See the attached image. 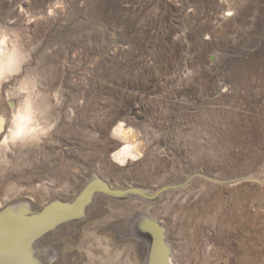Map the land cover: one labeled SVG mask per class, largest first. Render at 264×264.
Masks as SVG:
<instances>
[{
  "label": "rangeland",
  "instance_id": "obj_1",
  "mask_svg": "<svg viewBox=\"0 0 264 264\" xmlns=\"http://www.w3.org/2000/svg\"><path fill=\"white\" fill-rule=\"evenodd\" d=\"M1 28L77 103V162L104 173L108 152L81 148L123 121L144 151L110 181L190 177L151 208L176 264H264V0H0Z\"/></svg>",
  "mask_w": 264,
  "mask_h": 264
},
{
  "label": "bare ground",
  "instance_id": "obj_2",
  "mask_svg": "<svg viewBox=\"0 0 264 264\" xmlns=\"http://www.w3.org/2000/svg\"><path fill=\"white\" fill-rule=\"evenodd\" d=\"M231 10L224 15L233 16ZM37 52L20 34L0 29V264H176L169 229H161L165 221L151 208L167 206L175 191L168 185L183 187L190 177L154 192L110 181L116 169L124 170L120 165L144 151L123 121L105 131L106 148L94 141L95 133L81 148L108 152L104 173L87 166L89 160L77 162V103L61 84L44 87ZM65 124L73 128L66 145ZM245 175L259 179L233 178ZM77 200L70 209L60 204Z\"/></svg>",
  "mask_w": 264,
  "mask_h": 264
},
{
  "label": "water",
  "instance_id": "obj_3",
  "mask_svg": "<svg viewBox=\"0 0 264 264\" xmlns=\"http://www.w3.org/2000/svg\"><path fill=\"white\" fill-rule=\"evenodd\" d=\"M190 180H191V179H190ZM178 186H179V185H178ZM139 191H140V190H139ZM78 201H79V200H77V201H75V202H72V203H68V202H66V203H65V202H60V204H61V205H65V206H72V205L76 204ZM58 203H59V202H58ZM52 205H53V204H52ZM49 207H50V206H49ZM44 212H45V211H44ZM44 212H42V213H44ZM25 216L29 218V217H34L35 214H34V215H33V214H32V215H27V214H26ZM35 217H37V216H35ZM8 247H10V246H8ZM28 248H29V247H28ZM28 250H29V249H28Z\"/></svg>",
  "mask_w": 264,
  "mask_h": 264
}]
</instances>
